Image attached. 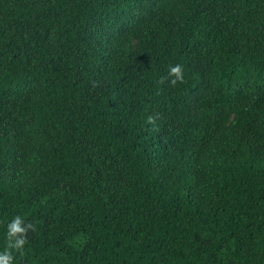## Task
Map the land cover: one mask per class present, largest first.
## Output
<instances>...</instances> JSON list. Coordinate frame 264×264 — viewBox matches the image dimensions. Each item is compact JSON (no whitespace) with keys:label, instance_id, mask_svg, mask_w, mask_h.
<instances>
[{"label":"trees","instance_id":"trees-1","mask_svg":"<svg viewBox=\"0 0 264 264\" xmlns=\"http://www.w3.org/2000/svg\"><path fill=\"white\" fill-rule=\"evenodd\" d=\"M16 216L13 264H264V0H0Z\"/></svg>","mask_w":264,"mask_h":264},{"label":"clouds","instance_id":"clouds-1","mask_svg":"<svg viewBox=\"0 0 264 264\" xmlns=\"http://www.w3.org/2000/svg\"><path fill=\"white\" fill-rule=\"evenodd\" d=\"M168 76L170 78L171 85H175L178 81L183 80V67L180 64L170 66L168 70ZM22 219L20 216H16L8 225L6 231L7 246L3 252H0V264H13L14 256L13 251H19L20 255L23 256V247L27 242L24 238V233L28 229H33L32 224L21 227ZM17 234H20L17 238Z\"/></svg>","mask_w":264,"mask_h":264}]
</instances>
